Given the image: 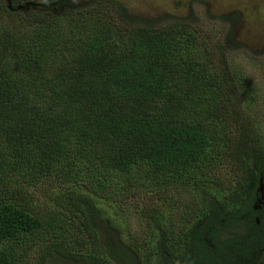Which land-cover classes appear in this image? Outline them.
Here are the masks:
<instances>
[{
    "label": "trees",
    "instance_id": "obj_1",
    "mask_svg": "<svg viewBox=\"0 0 264 264\" xmlns=\"http://www.w3.org/2000/svg\"><path fill=\"white\" fill-rule=\"evenodd\" d=\"M75 2L0 0V264H264V137L233 35Z\"/></svg>",
    "mask_w": 264,
    "mask_h": 264
},
{
    "label": "rangeland",
    "instance_id": "obj_2",
    "mask_svg": "<svg viewBox=\"0 0 264 264\" xmlns=\"http://www.w3.org/2000/svg\"><path fill=\"white\" fill-rule=\"evenodd\" d=\"M87 0H76V4ZM131 14L150 17L163 21L169 17L195 25L203 34L208 45L224 42L226 35H233V13H242V26L236 41L245 44L244 49H231L226 53L225 61L235 73L246 77L253 83L256 100L251 113L256 119L264 137V0H121ZM240 9L241 11H233ZM171 23H174L171 22ZM245 31L254 42L245 41ZM244 36V37H243ZM241 40V42L239 41ZM234 44V42H233ZM235 45V44H234ZM236 46V45H235ZM235 84V83H234ZM226 177V176H225ZM230 182V181H229ZM107 215H112L113 208L103 205ZM128 218L123 221L129 234L138 236L141 213L136 206L125 205ZM142 235V234H141ZM143 236V235H142Z\"/></svg>",
    "mask_w": 264,
    "mask_h": 264
},
{
    "label": "flooded vegetation",
    "instance_id": "obj_3",
    "mask_svg": "<svg viewBox=\"0 0 264 264\" xmlns=\"http://www.w3.org/2000/svg\"><path fill=\"white\" fill-rule=\"evenodd\" d=\"M233 11H241V10L240 9H233ZM242 17H243L242 13H233V42L236 45L235 47L237 49H244L245 48V44L243 42H241L240 39H239V41L242 44L240 45L239 43H237L236 36H235V34L237 33V36L239 37L238 29H240L242 26ZM245 35L247 36V37L243 36L245 38V41H247L249 43L254 42V40L251 39V37L249 36L247 31H245Z\"/></svg>",
    "mask_w": 264,
    "mask_h": 264
},
{
    "label": "water",
    "instance_id": "obj_4",
    "mask_svg": "<svg viewBox=\"0 0 264 264\" xmlns=\"http://www.w3.org/2000/svg\"><path fill=\"white\" fill-rule=\"evenodd\" d=\"M117 1H120L125 7H127L128 8V6L123 2V1H121V0H117ZM129 9V8H128ZM262 187V186H261Z\"/></svg>",
    "mask_w": 264,
    "mask_h": 264
}]
</instances>
